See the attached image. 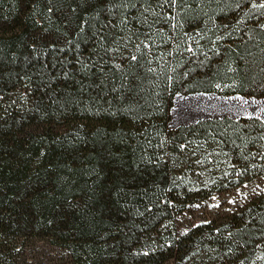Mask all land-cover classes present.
<instances>
[{"label":"trees","instance_id":"obj_1","mask_svg":"<svg viewBox=\"0 0 264 264\" xmlns=\"http://www.w3.org/2000/svg\"><path fill=\"white\" fill-rule=\"evenodd\" d=\"M261 5L0 0V264H264V119L169 126L176 93L264 98Z\"/></svg>","mask_w":264,"mask_h":264},{"label":"rangeland","instance_id":"obj_2","mask_svg":"<svg viewBox=\"0 0 264 264\" xmlns=\"http://www.w3.org/2000/svg\"><path fill=\"white\" fill-rule=\"evenodd\" d=\"M247 98L250 100L253 99V97ZM255 99L256 98L252 101H258ZM237 101H239V99L224 98L217 93L192 95H181L176 93L170 111L171 121L169 126L171 129H174L182 124H189L203 118H210L212 116L223 114L224 112L235 109L236 106L239 107L237 104H234L237 103ZM231 104L233 105L231 106ZM211 105L214 106L211 107ZM252 108L255 110V106ZM250 184H255V182L251 181L242 188L222 192L211 199L187 202V210L183 214L184 218L182 219V223L186 225L198 222L212 213L223 211L233 206V204H237V202L244 197V193L248 191ZM29 250L32 257L46 264H67L65 251L59 247L51 245L47 240L34 242L29 246Z\"/></svg>","mask_w":264,"mask_h":264},{"label":"crops","instance_id":"obj_3","mask_svg":"<svg viewBox=\"0 0 264 264\" xmlns=\"http://www.w3.org/2000/svg\"><path fill=\"white\" fill-rule=\"evenodd\" d=\"M224 98L239 99L237 103H234V104H237L239 107L236 106L235 109H232L230 111L224 112L223 114H219L217 116H212V117L229 116L233 118H239V117H246V116H254V117L264 119V98H259V99L256 98L258 101H252L254 98L250 100L247 97L238 96V95L232 96V97L227 96ZM232 105L233 104H231V106ZM213 106L214 105H211V107ZM253 106H255V110L254 108H252Z\"/></svg>","mask_w":264,"mask_h":264},{"label":"snow or ice","instance_id":"obj_4","mask_svg":"<svg viewBox=\"0 0 264 264\" xmlns=\"http://www.w3.org/2000/svg\"><path fill=\"white\" fill-rule=\"evenodd\" d=\"M261 7H264V5H261ZM133 59H135V57H133Z\"/></svg>","mask_w":264,"mask_h":264}]
</instances>
